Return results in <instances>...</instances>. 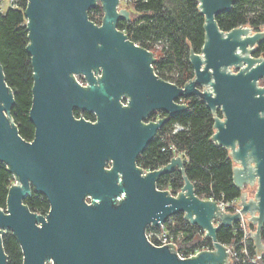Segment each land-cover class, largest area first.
Returning a JSON list of instances; mask_svg holds the SVG:
<instances>
[{
  "label": "water",
  "instance_id": "water-1",
  "mask_svg": "<svg viewBox=\"0 0 264 264\" xmlns=\"http://www.w3.org/2000/svg\"><path fill=\"white\" fill-rule=\"evenodd\" d=\"M28 1L30 118L36 131L33 140L21 135L11 114L15 96L0 62V161L16 179L7 209L0 207V264H8L3 237L9 230L22 246L24 264H226L227 247L217 230L233 226L241 213H224L216 201L198 197L180 154L146 174L136 161L168 120L146 123V118L155 111L181 114L187 110L182 100L194 96L214 115L212 140L230 152L234 183L242 189L241 212L256 226L251 239L262 258L264 56L255 54L264 27L222 30L217 16L236 0H198L206 37L201 52L191 50L194 77L178 86L154 71L151 50L117 27L131 19L120 0ZM99 1L102 24L88 13ZM76 109L94 112L97 121L76 117ZM175 169L185 180L176 196L157 187L158 178ZM33 187L50 202L45 215L24 202ZM178 213L206 231L214 251L182 259L173 244L148 240L150 224Z\"/></svg>",
  "mask_w": 264,
  "mask_h": 264
},
{
  "label": "trees",
  "instance_id": "trees-1",
  "mask_svg": "<svg viewBox=\"0 0 264 264\" xmlns=\"http://www.w3.org/2000/svg\"><path fill=\"white\" fill-rule=\"evenodd\" d=\"M0 0V62L7 83L15 96L11 114L19 127L21 135L33 140L35 125L30 118L33 103L32 56L27 50L29 40V19L26 16L28 0H15L13 5L3 10ZM138 15L130 21H119L117 27L125 32L136 44L153 52L154 71L166 81L184 86L194 77L190 63L191 50L201 52L205 41V17L199 11L198 0H129ZM89 17L102 24L104 10L102 3L89 10ZM217 21L222 30L228 31L241 25H249L255 30L264 27V0H236L230 11L218 15ZM160 46V47H156ZM156 52L160 56H156ZM264 52V42L256 51ZM83 79H86L83 76ZM87 82V81H86ZM187 110L168 117L158 134L137 157L142 168H162L178 154L184 156L186 175L193 182L195 193L202 199L210 197L232 200L241 196L242 189L233 179L234 162L229 150L217 145L212 136L215 132L214 115L207 104L199 97L184 98ZM76 117L95 118L93 112L76 109ZM221 114V113H220ZM181 126V129H176ZM15 181L9 167L0 161V207L7 208L9 188ZM185 183L183 173L175 169L162 174L157 187L178 194ZM25 204L35 212L47 214L50 202L47 196L32 189ZM176 219L185 223L184 214L178 213ZM190 232L183 240V246H198L207 242L199 235V228L188 223ZM217 238L223 244L236 249L246 245L256 254L251 237L246 244L242 242L243 232L237 225H221ZM264 241V225L262 227ZM8 264H24V254L18 238L11 230L3 237ZM212 245V241H208ZM264 262V255L261 258Z\"/></svg>",
  "mask_w": 264,
  "mask_h": 264
},
{
  "label": "built area",
  "instance_id": "built-area-1",
  "mask_svg": "<svg viewBox=\"0 0 264 264\" xmlns=\"http://www.w3.org/2000/svg\"><path fill=\"white\" fill-rule=\"evenodd\" d=\"M100 75L101 73L99 74V76ZM123 103L124 105H127L128 101L124 99ZM181 128L182 127L178 125L176 129H181ZM142 169H143V174H146V171H153L160 168H156V169L142 168ZM173 195L176 196L178 194H173ZM208 199L216 201L218 203L219 209L222 210L224 213H231V214H235L238 212L241 213L240 219L234 222L233 225H237L238 228L242 230L243 232L242 242L246 244L247 240L251 237V232L256 229V226L252 224L247 214L241 212L242 209V205L240 204L241 198L238 197L232 200H224L223 198L210 197ZM185 221H186L185 223L178 222V220L176 219V215H174L167 218L165 221L160 222V224L158 225L150 224L146 232L147 238L152 244L157 246L164 244H173L176 248L178 256L182 259L192 258L198 255L199 253H201L202 251H214L215 248L213 246V241L206 236V231L196 224L190 223L187 220ZM188 223L191 225L198 226L199 235L203 240H207V242L202 243L198 246H183V240L190 232ZM220 223H221L220 219L214 220L215 225L220 226ZM209 240L212 241V245L209 244L208 242ZM224 245L227 247V251H228V257H227L228 262L226 264H264L262 259L257 257L256 254H252L246 245L242 246L240 249H236L228 244H224Z\"/></svg>",
  "mask_w": 264,
  "mask_h": 264
},
{
  "label": "rangeland",
  "instance_id": "rangeland-1",
  "mask_svg": "<svg viewBox=\"0 0 264 264\" xmlns=\"http://www.w3.org/2000/svg\"><path fill=\"white\" fill-rule=\"evenodd\" d=\"M15 0H3L2 8L3 10L8 9L11 5H13ZM120 8H127L131 12V18H134L138 15L135 11L134 6L129 2V0H120ZM160 47V46H156ZM156 56L159 57L160 53L156 52ZM77 78L85 85L87 82L83 79V75H78ZM260 84L264 86V78L260 79ZM249 192H255V188L248 187Z\"/></svg>",
  "mask_w": 264,
  "mask_h": 264
},
{
  "label": "flooded vegetation",
  "instance_id": "flooded-vegetation-1",
  "mask_svg": "<svg viewBox=\"0 0 264 264\" xmlns=\"http://www.w3.org/2000/svg\"><path fill=\"white\" fill-rule=\"evenodd\" d=\"M120 21H122V20H120ZM256 55V54H255ZM257 56V55H256ZM260 56H264V52L260 55ZM94 113V112H93ZM95 114V113H94ZM220 115H222V113L220 114ZM164 117H166V114H165V112H163V111H155V112H153L150 116H148L147 118H146V120H145V122L146 123H149V122H157L158 120H160V119H162V118H164ZM78 118H84V119H87V118H85L84 116H82V117H78ZM87 120H90V121H92V122H96L97 121V115L95 114V118H93V119H87ZM34 124V123H33ZM162 128V127H161ZM160 128V129H161ZM160 129H159V131H160ZM35 131H36V128H35ZM158 131V132H159ZM158 134V133H157ZM35 137V136H34ZM139 166V165H138ZM109 168L111 167V166H108ZM140 167V166H139ZM141 168V167H140ZM15 182V181H14ZM13 182V183H14ZM12 183V184H13ZM32 189H34V187L32 188ZM49 212V211H48ZM45 215V214H44Z\"/></svg>",
  "mask_w": 264,
  "mask_h": 264
}]
</instances>
